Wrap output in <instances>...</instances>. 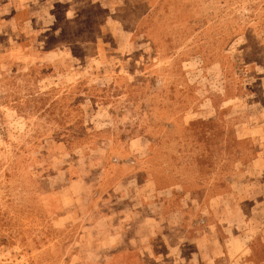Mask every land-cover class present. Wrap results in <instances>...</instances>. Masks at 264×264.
Segmentation results:
<instances>
[{"label":"rangeland","instance_id":"obj_1","mask_svg":"<svg viewBox=\"0 0 264 264\" xmlns=\"http://www.w3.org/2000/svg\"><path fill=\"white\" fill-rule=\"evenodd\" d=\"M0 264H264V0H0Z\"/></svg>","mask_w":264,"mask_h":264}]
</instances>
